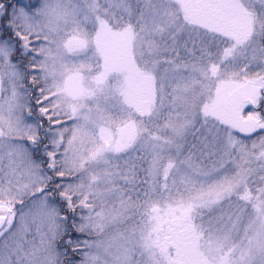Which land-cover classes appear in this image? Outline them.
<instances>
[{
	"label": "snow or ice",
	"instance_id": "6c2138e0",
	"mask_svg": "<svg viewBox=\"0 0 264 264\" xmlns=\"http://www.w3.org/2000/svg\"><path fill=\"white\" fill-rule=\"evenodd\" d=\"M0 264H264V0H0Z\"/></svg>",
	"mask_w": 264,
	"mask_h": 264
},
{
	"label": "rangeland",
	"instance_id": "374dc122",
	"mask_svg": "<svg viewBox=\"0 0 264 264\" xmlns=\"http://www.w3.org/2000/svg\"><path fill=\"white\" fill-rule=\"evenodd\" d=\"M78 234V233H77Z\"/></svg>",
	"mask_w": 264,
	"mask_h": 264
}]
</instances>
